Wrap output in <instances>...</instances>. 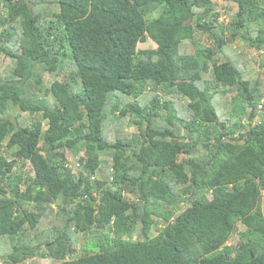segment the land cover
Segmentation results:
<instances>
[{"label": "trees", "instance_id": "16d2710c", "mask_svg": "<svg viewBox=\"0 0 264 264\" xmlns=\"http://www.w3.org/2000/svg\"><path fill=\"white\" fill-rule=\"evenodd\" d=\"M0 1V264H264V73L240 64L264 49V0L225 2L227 22L213 0Z\"/></svg>", "mask_w": 264, "mask_h": 264}, {"label": "rangeland", "instance_id": "374dc122", "mask_svg": "<svg viewBox=\"0 0 264 264\" xmlns=\"http://www.w3.org/2000/svg\"><path fill=\"white\" fill-rule=\"evenodd\" d=\"M27 1H28L29 5L31 6V8L34 11H36V12H39V11L43 12V11H50V10L57 11L58 10V5H57L56 0H27ZM213 1H214L215 5H216L215 9H214V12H216V14L218 13L217 20L218 21L227 22L228 19L230 18V16L232 15V11L225 9L222 5L225 2H230L231 5L234 8H236V2L233 1V0H213ZM1 7L2 6H1V3H0V10L1 9L3 10V8H1ZM200 36H201L200 37L201 38V42L203 44H206V45H209V46H214L215 45L214 42L211 41L205 34L201 33ZM3 41H4V38H2L1 42H3ZM228 45L230 46L228 52L233 51L234 48L235 49L237 48V51L240 50V49H238V46L240 45L239 42H234L233 44H228ZM137 47H138V49L155 48L156 47V43L154 41H152L150 39V37H147L143 42H138ZM178 50H179V53H193L195 51V49L191 45V43H186V44L182 43V44H180ZM218 56L220 57L221 61L224 60L222 53L218 54ZM240 64L241 65L247 64V65L252 66L253 68L257 69L261 73H264V49L261 50V51H249V52H247L246 53V59L245 60L243 59L242 61L240 60ZM14 66H15V60L14 59L9 58V57L5 56L4 54L0 53V75H1L2 78H10V77H12L11 71L14 68ZM64 74H65V72H62V73H60L59 75L56 76V75L51 74L48 71H44L43 70L42 71V79L45 82V84H50L51 81L53 79H55V78L56 79H61V80L64 79L63 78ZM30 87H31V89H34L32 84H30ZM169 94H170V96L173 99L176 98V95L174 93H169ZM217 96H218V98H217L218 99V103H219L220 107L223 109V106H221L223 100H222L221 96L216 95V97ZM45 99L51 105L54 102V100H53V98L51 97L50 94L46 95ZM5 114L6 115H10V117L13 118V119L15 118V121H16L15 123L18 124V125L19 124L29 123L30 121H33V120H35L36 118L39 117L38 114L37 115H33V114H31V113H29L27 111L21 110L18 106H12V107L8 108L6 110V112H5ZM258 119L259 118L256 117V118H254L252 120V122L255 123L256 121H258ZM44 127H46V124L44 125ZM113 128L114 127L111 126V125H109L106 128L105 132H106L107 138H111L112 137V134H113V130L112 129ZM124 129L125 130H130V131H135L136 127L134 125H129L127 127L125 126ZM67 158L69 160L70 166H71V164H74L75 158H76L75 155H73L71 152H68L67 153ZM18 165L22 166L25 171L29 168L28 164H26V162H23L22 160H18ZM73 170L75 172L78 171L77 167H73ZM99 175L100 174H98V175L96 174L97 177ZM100 176L103 177L104 175L102 174ZM207 194H208L209 197H211V195H212L211 191H209ZM124 196L128 200H135V197L133 195H131L130 193H128V192H125ZM262 205L264 206V193L263 192H262ZM24 206L27 207V208H31L32 204L30 205L27 202V203H24ZM52 206L54 207V209L56 208L54 204H52ZM50 218H51V216L47 215L44 219H42L41 222L39 223L37 229H41V230L48 229L50 224H51ZM239 227L241 229L243 228V226L240 223L238 224V228ZM157 233H158V230H157V228H155V225L152 226L151 230H150V233H149L150 236H153V235H155ZM235 236L238 237L236 234H235ZM91 239L95 240L94 237H92ZM33 242H34V240H33ZM85 242L86 241H85L84 235L81 232H76L75 235H74V242H72L71 244L76 250H78V254H79L80 251H83L82 245H84ZM232 244L233 245H237L236 241H233ZM90 246H92V249H96V246H93V245H90ZM8 248H9L8 241H6V243H5L3 238L0 237V254L3 253L4 249L7 250ZM42 252H44V251L42 250ZM81 253H83V252H81ZM76 255H77V253H76ZM68 258H71V256H66V259H68ZM0 260H1V258H0ZM32 261L37 263V264H50L52 262H57L58 260L53 258V257H50L49 255H41V254H39V255L35 256L34 258L26 260V262L24 264H29Z\"/></svg>", "mask_w": 264, "mask_h": 264}]
</instances>
